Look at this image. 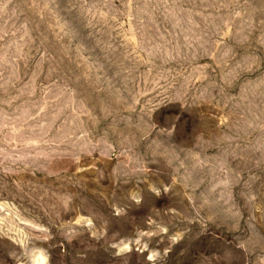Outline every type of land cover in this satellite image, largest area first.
<instances>
[{"label":"rangeland","instance_id":"374dc122","mask_svg":"<svg viewBox=\"0 0 264 264\" xmlns=\"http://www.w3.org/2000/svg\"><path fill=\"white\" fill-rule=\"evenodd\" d=\"M264 264V0H0V264Z\"/></svg>","mask_w":264,"mask_h":264},{"label":"clouds","instance_id":"9594fccd","mask_svg":"<svg viewBox=\"0 0 264 264\" xmlns=\"http://www.w3.org/2000/svg\"><path fill=\"white\" fill-rule=\"evenodd\" d=\"M39 264H47V258L46 257H42L39 261Z\"/></svg>","mask_w":264,"mask_h":264}]
</instances>
